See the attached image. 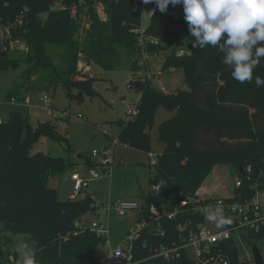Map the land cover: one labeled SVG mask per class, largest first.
I'll list each match as a JSON object with an SVG mask.
<instances>
[{
	"label": "trees",
	"instance_id": "1",
	"mask_svg": "<svg viewBox=\"0 0 264 264\" xmlns=\"http://www.w3.org/2000/svg\"><path fill=\"white\" fill-rule=\"evenodd\" d=\"M98 3L104 5L105 21L93 13ZM58 4L62 8H54ZM142 4V0H0V14L6 19H14L25 7L29 9L26 26L18 35L27 51L0 47V72L23 66L7 102L25 105L30 93L57 88L69 101L93 95L94 78L79 70L81 55L104 70L122 67L127 58L135 76L140 57L134 31L141 25V14L135 8ZM151 6L155 14L145 33L169 42L149 51L153 56L166 53L162 69L183 72L189 91L166 94L153 89L151 81H144L136 85L141 91L136 118L116 122L115 139L119 143L150 154L157 110L163 107L175 112L159 125L164 149L154 168L150 165L149 169L150 185L163 183L165 187L157 195L150 192L148 202L171 209L179 201L170 196L195 194L219 165L233 166L241 178L244 176L239 167L250 168L251 180L246 178L244 187L258 183L264 190V87L255 84L256 76L264 79V59L253 70V82L241 84L222 63L223 53L218 48L192 47L195 38L189 35L182 6L169 5L165 14L155 4ZM83 9H88L91 20L87 29L79 20ZM72 10H76V16ZM181 48L189 54L177 55ZM29 122L14 110L0 124V264H19L21 260L12 250L14 234L27 237L38 264H103L106 255L102 241L89 231L73 234L75 222L85 221L94 212L93 201L86 195L82 203L60 202L53 187V181H61L69 163L42 152L32 154L41 137L64 144L69 151L68 139L51 123L32 127ZM106 138L111 140L107 134ZM85 161L89 169L95 167L89 157ZM67 217H71L69 221ZM175 224L163 221L167 234L154 237L153 244L176 241ZM232 245L225 244L223 249L229 251L233 264H246L238 263L239 251Z\"/></svg>",
	"mask_w": 264,
	"mask_h": 264
},
{
	"label": "rangeland",
	"instance_id": "2",
	"mask_svg": "<svg viewBox=\"0 0 264 264\" xmlns=\"http://www.w3.org/2000/svg\"><path fill=\"white\" fill-rule=\"evenodd\" d=\"M149 6V4H147ZM79 16L81 25L84 29L90 26V17L88 9H83ZM93 13H96L100 20H106L104 5L101 3L94 5ZM87 14V15H86ZM85 15V16H84ZM149 16L143 15L142 25L146 28L149 24ZM162 45L167 41L163 40ZM59 52H64L59 49ZM166 53L149 56L147 67L138 69L133 76V72L128 64L114 70H104L103 68L86 61L85 56L81 55L79 70L84 73H91L94 78L92 83L93 95H83L81 100H71L66 97L61 88L50 90L45 95L50 100L52 107L58 113L50 115L45 110L39 92L29 94L28 103L19 105L13 102H7L8 92L16 79L21 76L23 66L18 69L12 67L0 72V119L7 121L12 111H18L22 116L28 117L32 127L39 123H51L58 132L65 136L70 144V150L67 151L64 144H59L53 139L41 137L33 146L32 154L42 152L52 157L63 158L69 163V168L65 174L60 177L61 181L54 180L53 187L58 192L60 202H80L89 196L94 204V212L86 217L85 224L92 220L94 216H100L102 220L109 219L111 244L117 248L132 230L138 212L131 213L126 217H119L112 213L108 216L107 204L109 201H137L139 204H145L144 197L152 191L149 183V169L151 165L150 154L140 150L133 149L127 145L119 143L114 149V167L111 177H107L105 172L97 167L100 173V183L92 175L89 167L86 166L85 159L91 156L93 150L101 151L109 141L106 134L112 138L117 135L116 122L126 118V113L135 108L139 102L141 91L136 86L138 83L146 81L148 73L158 75V78H152L151 87L155 90L165 87L166 94H174L177 91H189L184 73L181 71L172 72L171 68H164L163 62ZM61 60V58H59ZM67 110L70 115L67 120L62 116V111ZM83 116L82 120L77 119V115ZM174 111L159 108L156 112L153 128L151 131L153 153L156 155L153 163L158 161L164 145L159 141L158 128L160 123L172 118ZM0 120V121H2ZM82 157L83 159H80ZM89 165V164H88ZM239 170V169H238ZM78 173L89 181V187L86 192L79 194L73 199L74 182L71 181L72 173ZM241 178L233 166L219 165L215 167L202 185L200 191L213 193L215 197H230L234 192L235 181ZM71 217H67L69 221ZM205 228L217 229L214 223L206 220ZM248 232H240L242 236ZM13 240L12 250L19 259H22L21 246L27 244V237L23 234L11 235ZM237 242L239 255L245 258L249 252H253V247H257L264 260V238L238 241V236L234 235ZM248 264H252L249 262Z\"/></svg>",
	"mask_w": 264,
	"mask_h": 264
},
{
	"label": "built area",
	"instance_id": "3",
	"mask_svg": "<svg viewBox=\"0 0 264 264\" xmlns=\"http://www.w3.org/2000/svg\"><path fill=\"white\" fill-rule=\"evenodd\" d=\"M56 9L62 8L58 4ZM136 12L141 14V25L134 32L137 37V47L139 50V66L147 67L148 59L151 55L149 48L160 46L163 39L151 36L145 33L142 25L143 15L147 14L151 18L155 14V9L149 4L144 3L135 8ZM29 9L27 7L19 11L12 18H3L0 14V47L5 51H27V47L23 40L18 36L26 26V18ZM73 16H76V10H72ZM46 18V15H43ZM150 20V19H149ZM169 42V40H166ZM189 54L188 51L181 48L177 55ZM172 72L176 70L171 68ZM152 78H158V75L148 73L146 81ZM165 92V87L160 89ZM44 93L41 102L45 110L50 115H55L57 110L52 107L48 97ZM70 113L62 111L64 119L69 118ZM137 116V108H133L128 112L126 121H133ZM77 119L82 120L81 114L77 115ZM2 121H0V124ZM119 144L117 139H111L109 143L101 150H93L91 153V161L95 167H100L107 177H111L114 167L113 152ZM156 155L150 153L151 167L154 168ZM244 178H238L234 183V192L230 197H215L202 191H197L190 196H170L172 200H178V204L170 207L164 204L156 205L149 203L139 204L133 201H109L107 204L108 216L112 213L119 217L138 212L136 222L128 233L127 237L117 247L113 248L111 244V232L109 219L102 220L100 216H94L92 220L87 222L76 221L73 234L80 235L84 231H89L95 237L102 241V250L106 255L103 264H170L183 263L187 264H233L229 251H225L223 246L233 243L231 248H237V242L234 235L238 236V241L245 242L250 240V235L264 237V190L258 183H251L247 188L244 187V180L250 181L251 169L243 170ZM74 182L73 199L81 193H84L89 187V181L73 173L71 176ZM165 187L160 183L153 186L151 193L159 194ZM222 205L225 214L231 218L232 223L224 229H207L205 228V216L203 214L206 206ZM84 220V219H83ZM163 221L175 222L176 241L170 245L156 246L153 244L154 237H165L166 229L162 227ZM248 233L242 236L240 232ZM254 263L253 253L249 252L245 258L238 257V263Z\"/></svg>",
	"mask_w": 264,
	"mask_h": 264
},
{
	"label": "clouds",
	"instance_id": "4",
	"mask_svg": "<svg viewBox=\"0 0 264 264\" xmlns=\"http://www.w3.org/2000/svg\"><path fill=\"white\" fill-rule=\"evenodd\" d=\"M155 4L162 14L168 6H182L192 47L212 46L223 53L222 63L231 69L234 80L243 84L253 82V70L264 59V0H142ZM257 87L264 79L255 77ZM205 219L224 229L232 220L222 205L206 206ZM19 264H38L36 251L28 244L21 246Z\"/></svg>",
	"mask_w": 264,
	"mask_h": 264
},
{
	"label": "water",
	"instance_id": "5",
	"mask_svg": "<svg viewBox=\"0 0 264 264\" xmlns=\"http://www.w3.org/2000/svg\"><path fill=\"white\" fill-rule=\"evenodd\" d=\"M137 85L141 86V83H138ZM93 171H96V169L94 168ZM239 171H240V173L243 174V168L239 167ZM92 175L99 180L98 173L92 172ZM145 200H147V198H145ZM252 253H253L254 263L255 264H264V260H263L262 254H261L260 250L257 247H253V252Z\"/></svg>",
	"mask_w": 264,
	"mask_h": 264
},
{
	"label": "crops",
	"instance_id": "6",
	"mask_svg": "<svg viewBox=\"0 0 264 264\" xmlns=\"http://www.w3.org/2000/svg\"><path fill=\"white\" fill-rule=\"evenodd\" d=\"M156 55H158V54H156ZM90 75H91V73H90ZM39 93H41V94H43V92H39ZM29 97V96H28ZM28 103V99H27V102H26V104ZM25 104V105H26ZM0 120H2V119H0ZM3 122H5L4 120H2ZM105 147V146H104ZM163 149H164V147H163ZM163 149H162V151H163ZM113 157H114V152H113ZM80 159H83L82 157H79ZM89 158H91V156L89 157ZM86 164V163H85ZM87 166V165H86ZM96 169V171H93V169ZM89 170H91V172H94V173H98V176H99V180L97 179V182L98 183H100V180H101V176H100V173H99V171L97 170V167H92V168H90ZM102 170V169H101ZM74 173H76V172H74ZM73 174V173H72ZM72 176V175H71ZM84 177V176H83ZM71 181H72V179H71ZM73 182V181H72ZM86 192V191H85ZM206 194H210V195H213V193H210V192H206ZM145 198H146V196L143 198L144 199V201H146L145 200ZM133 202H137V201H134L133 200ZM138 203V202H137ZM95 204V203H94Z\"/></svg>",
	"mask_w": 264,
	"mask_h": 264
}]
</instances>
